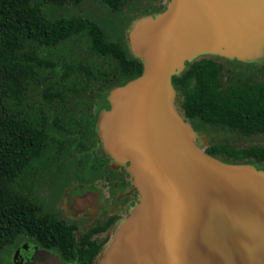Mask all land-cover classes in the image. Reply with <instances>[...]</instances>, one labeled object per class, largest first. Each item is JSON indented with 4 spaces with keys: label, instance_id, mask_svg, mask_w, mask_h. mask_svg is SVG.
<instances>
[{
    "label": "water",
    "instance_id": "water-1",
    "mask_svg": "<svg viewBox=\"0 0 264 264\" xmlns=\"http://www.w3.org/2000/svg\"><path fill=\"white\" fill-rule=\"evenodd\" d=\"M128 39L145 73L110 94L100 137L141 201L101 264H264V171L207 155L173 85L202 55L264 61V0H169Z\"/></svg>",
    "mask_w": 264,
    "mask_h": 264
},
{
    "label": "trees",
    "instance_id": "trees-1",
    "mask_svg": "<svg viewBox=\"0 0 264 264\" xmlns=\"http://www.w3.org/2000/svg\"><path fill=\"white\" fill-rule=\"evenodd\" d=\"M88 1L0 0V250L28 234L41 239L42 220L16 190L18 179L32 164L59 159L73 145L69 135L82 106L95 109L105 102L110 110V93L145 73L123 31L115 37L95 17L45 12L48 6L81 8ZM92 1L120 16L159 14L169 2ZM249 66L199 59L175 75L173 85L185 122L211 136L209 146L201 145L207 155L264 167V144L242 147L213 139L214 133L264 137V67Z\"/></svg>",
    "mask_w": 264,
    "mask_h": 264
},
{
    "label": "flooded vegetation",
    "instance_id": "flooded-vegetation-1",
    "mask_svg": "<svg viewBox=\"0 0 264 264\" xmlns=\"http://www.w3.org/2000/svg\"><path fill=\"white\" fill-rule=\"evenodd\" d=\"M175 104L180 106L177 96ZM106 106L105 102L95 109L82 106L69 135L74 139L73 145L59 159L32 164L18 179L16 190L33 204L34 213L43 224L41 239L28 234L12 246L17 253L25 250V255L17 257L25 259L24 264H38L45 259H57V264H99L139 205L141 192L129 171L130 164L104 153L98 130ZM22 183L26 190H21Z\"/></svg>",
    "mask_w": 264,
    "mask_h": 264
},
{
    "label": "rangeland",
    "instance_id": "rangeland-1",
    "mask_svg": "<svg viewBox=\"0 0 264 264\" xmlns=\"http://www.w3.org/2000/svg\"><path fill=\"white\" fill-rule=\"evenodd\" d=\"M168 3L169 2H167V6H168ZM167 6H166V9H167ZM45 12L51 17L57 16V15H63V14L69 15V14H74V13H81V14H84L86 16L95 17L98 20H100L101 22H103L104 25L106 26V28L108 29V31L110 32V34L112 36H115V37H120L121 30L123 28H125V30H124V33L126 35L125 42L128 45L131 53L135 57H137V56L135 55V52L132 49V46H131L130 41L128 39V35L130 34V32H132L134 30L135 23H137L141 19L146 18V17H156L158 15V14H155L152 16H149V15L143 16L142 14H138V13L137 14H131L130 12L124 11V13H122V15L120 16V15L110 13L109 11H107L103 7H101L97 2L92 1V0L86 2L84 5L81 6V8L80 7L77 8L74 6H64V7L48 6L46 8ZM163 12H161V13H163ZM129 17H131L133 20H131L127 24L124 19L129 18ZM79 49L81 52H83L82 48H79ZM204 58H209V59L211 58V59H217V60L221 59V60H225V61H229V62H233V63H237V64L239 63V64H243V65H247L249 63L264 65V62L231 59L228 57L216 56V55H202V56L198 57L196 60L204 59ZM197 135L200 139V145H202L206 148L207 146H209L211 144V136L210 135H203L202 133H199ZM224 138H227L232 144H236V145H239L242 147H248V146L254 145V144L255 145L264 144V137H259V136L258 137L245 138V137H241L239 135H231V134L226 135L224 133H214L213 134L214 140H221ZM100 139H101V137H100ZM103 148H104V153L106 155H108L109 157L113 158L104 146H103ZM255 167L258 170L264 171V167H257V166H255ZM24 180H25V178H24ZM24 180H23V182H24ZM20 187H22V189H21L22 191L27 189V186L25 188V183H22ZM108 249H107V251H108ZM20 255L21 256L25 255V250L21 251L20 253H17L14 251L12 246H10L9 248L0 250V264H24L25 259H17V257ZM103 258H104V256H103ZM103 258L100 259L99 264H101V261L103 260ZM113 259H116V258L114 257Z\"/></svg>",
    "mask_w": 264,
    "mask_h": 264
}]
</instances>
